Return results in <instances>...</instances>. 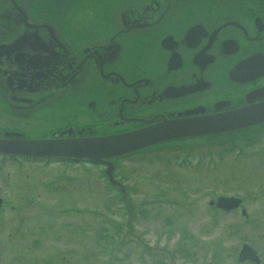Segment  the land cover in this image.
I'll use <instances>...</instances> for the list:
<instances>
[{
	"label": "flooded vegetation",
	"instance_id": "1",
	"mask_svg": "<svg viewBox=\"0 0 264 264\" xmlns=\"http://www.w3.org/2000/svg\"><path fill=\"white\" fill-rule=\"evenodd\" d=\"M146 128L170 135L108 158L110 178L105 162L84 157L0 158L73 189L100 166L119 195L140 169L157 185L177 174L176 186L201 167L264 171V0H0V138ZM263 190L254 197L263 201Z\"/></svg>",
	"mask_w": 264,
	"mask_h": 264
},
{
	"label": "rangeland",
	"instance_id": "2",
	"mask_svg": "<svg viewBox=\"0 0 264 264\" xmlns=\"http://www.w3.org/2000/svg\"><path fill=\"white\" fill-rule=\"evenodd\" d=\"M37 167L0 158V264H264V200L254 197L264 189V171L201 167L179 175L192 184L176 186L177 174L157 185L140 169L126 177L135 187L122 200L100 166L75 189L47 184L52 171ZM224 193L244 195L245 217L240 208L208 204ZM243 242L260 263L238 262Z\"/></svg>",
	"mask_w": 264,
	"mask_h": 264
},
{
	"label": "water",
	"instance_id": "3",
	"mask_svg": "<svg viewBox=\"0 0 264 264\" xmlns=\"http://www.w3.org/2000/svg\"><path fill=\"white\" fill-rule=\"evenodd\" d=\"M196 128L197 126L195 125L189 126L188 131H197ZM169 135L170 133L167 128H146L122 134L97 136L72 141L64 139L0 138V153L31 156H78L93 161H102L108 165L106 173L110 178L112 170L110 165L112 163L107 158L140 149ZM210 203L213 204V201ZM240 203V198L226 196H219L216 202L217 206L224 210L236 208ZM243 213H245L244 209ZM238 260H251L259 263L260 257L253 247L244 243L239 252Z\"/></svg>",
	"mask_w": 264,
	"mask_h": 264
},
{
	"label": "trees",
	"instance_id": "4",
	"mask_svg": "<svg viewBox=\"0 0 264 264\" xmlns=\"http://www.w3.org/2000/svg\"><path fill=\"white\" fill-rule=\"evenodd\" d=\"M132 213H133V216H134V209H132Z\"/></svg>",
	"mask_w": 264,
	"mask_h": 264
},
{
	"label": "bare ground",
	"instance_id": "5",
	"mask_svg": "<svg viewBox=\"0 0 264 264\" xmlns=\"http://www.w3.org/2000/svg\"><path fill=\"white\" fill-rule=\"evenodd\" d=\"M113 157H116V156H113ZM112 158V157H111Z\"/></svg>",
	"mask_w": 264,
	"mask_h": 264
}]
</instances>
